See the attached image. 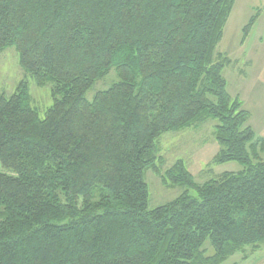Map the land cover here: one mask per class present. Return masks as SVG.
Returning <instances> with one entry per match:
<instances>
[{"label":"trees","instance_id":"trees-1","mask_svg":"<svg viewBox=\"0 0 264 264\" xmlns=\"http://www.w3.org/2000/svg\"><path fill=\"white\" fill-rule=\"evenodd\" d=\"M236 2L0 0V53L15 48L54 100L42 119L28 82L0 96V264H225L260 250L264 137L218 53ZM210 120L213 165L244 170L204 184L182 160L162 172L161 138ZM149 171L198 198L149 210Z\"/></svg>","mask_w":264,"mask_h":264},{"label":"rangeland","instance_id":"rangeland-1","mask_svg":"<svg viewBox=\"0 0 264 264\" xmlns=\"http://www.w3.org/2000/svg\"><path fill=\"white\" fill-rule=\"evenodd\" d=\"M264 9V0H238L234 17L226 29V36L221 45L218 47V53L224 51L229 52L236 50L237 34L240 32L242 25L241 17L244 14L243 24L247 22L249 17L255 15L257 10ZM244 18V17H243ZM242 37L243 35H239ZM259 34L255 33L252 42H256ZM19 54L15 48H10L0 53V96H11L23 81L28 82L30 93L32 96V106L37 108L40 112V117L45 118L46 111L54 104L52 97L53 86L48 84L46 87H38L34 80L28 76L20 66ZM234 74L231 68L225 69L224 76L229 83L228 91L235 99L237 81L233 78ZM119 81L117 74L113 71L107 78L97 82L92 90L87 94V99L92 101L98 92L107 90L113 84ZM250 108L255 111L256 124L255 127L259 130L262 122L261 107L255 98L249 102ZM244 107V106H243ZM218 125L216 120H210L200 127L185 129L179 132H172L165 134L160 141L161 155L163 160V167H160L164 172L171 168L176 162L182 160L187 169L195 177L197 184H204L216 176L224 172H240L244 168L237 163H230L226 165H213L212 160L219 151V145L215 139V128ZM264 162V154L262 155ZM162 166V164H161ZM212 170V172H210ZM146 183L149 186V210H154L158 207L164 206L189 190V194L193 198H198L195 190L186 189L183 187H176L169 189L165 187L162 180L153 171L146 174ZM208 255L213 251L210 248L209 242L206 244ZM225 264H264V245L260 250L254 252L252 249H247L245 253H240L232 257Z\"/></svg>","mask_w":264,"mask_h":264},{"label":"crops","instance_id":"crops-1","mask_svg":"<svg viewBox=\"0 0 264 264\" xmlns=\"http://www.w3.org/2000/svg\"><path fill=\"white\" fill-rule=\"evenodd\" d=\"M237 3L238 0L236 2L234 11L226 25L224 37L220 45L225 39L226 29L229 27L230 22L234 17ZM252 16L249 17L248 15H246V18L249 19L244 24V14L241 17L240 22L242 21V25L240 27V32L238 30L237 34L238 46L236 47V50H233L232 52L224 51L222 52V54L228 56L232 61H234V63L226 69L231 68V72L234 74L233 80L235 79L237 81L235 98H239L243 103V108L246 111L250 112L251 119L249 124L254 129L257 136L264 137V9L261 10L260 17L253 27L248 39L244 43H242V37L239 36L240 34L242 35L243 28L246 26ZM255 33H258L259 36L256 42H252ZM252 98H255L258 101L261 107L257 108L261 109V112L263 113L261 114L262 122L259 126V130H257L254 125L257 121L255 118V111L254 109L252 110L249 105V102L250 100H252Z\"/></svg>","mask_w":264,"mask_h":264}]
</instances>
